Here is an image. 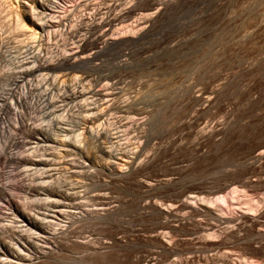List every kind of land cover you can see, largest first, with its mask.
Masks as SVG:
<instances>
[{
    "label": "rangeland",
    "instance_id": "rangeland-1",
    "mask_svg": "<svg viewBox=\"0 0 264 264\" xmlns=\"http://www.w3.org/2000/svg\"><path fill=\"white\" fill-rule=\"evenodd\" d=\"M54 1L70 10L68 34L37 29L31 39L15 26L21 1L0 0V78L19 70L0 90V106L14 112L0 107V247L22 234L24 221L13 218L67 216L49 244L33 240L20 251L33 255L27 264H264V0ZM108 9L109 18L121 12L111 23L101 21ZM109 36L116 43L104 48ZM55 48L82 50L89 62L16 67ZM21 85L28 97L18 105ZM75 86L93 93L71 103ZM67 103L83 108L66 111ZM92 111L105 113L93 126L109 130L115 155L86 138L67 148L75 135L61 128L89 124ZM38 157L55 169L35 167ZM71 184L82 186L77 208L54 214L51 195L66 203Z\"/></svg>",
    "mask_w": 264,
    "mask_h": 264
},
{
    "label": "bare ground",
    "instance_id": "bare-ground-1",
    "mask_svg": "<svg viewBox=\"0 0 264 264\" xmlns=\"http://www.w3.org/2000/svg\"><path fill=\"white\" fill-rule=\"evenodd\" d=\"M19 1H21V3L23 4V12L21 13V15L20 14H18V13H16L15 15H16V20H15V26H16V28H18V30H21L22 32H23V34L25 35L26 33L28 34V36L27 37H32L31 39H33L34 37H36V30L38 29L39 31L41 30L42 32L44 31L45 32V30H47L46 32L48 33V35L50 34H52L53 35V33H57L58 31L60 32L61 31V28H63V30H62V35L64 34H68V30H70V27H69V29H68V23H67V17L69 16V13H68V11H70L65 5V7L64 6H59L58 4H57V2L56 1H54V0H36V2H35V4L34 3H32V4H29L28 3V1L29 0H19ZM47 1V2H49V1H52L53 3H54V7H60V10L58 11V10H52L51 9V7H53V5L51 4V5H49V6H47V3H45V2ZM51 2V3H52ZM50 3V2H49ZM31 5H33V6H31ZM36 5V7L37 8H35L34 6ZM97 5V4H96ZM22 6V5H21ZM57 13V14H56ZM121 13V12H120ZM119 13V14H120ZM104 14H106L105 15V17H101V21L102 22H110L111 20H116L117 18H119V14L117 15V14H114L113 16H112V18H109V15H110V12H109V9H108V11H106ZM90 15V14H89ZM89 15H88V17H89ZM91 15H92V13H91ZM152 15V14H151ZM122 16V15H121ZM123 17H124V15H123ZM87 18V17H86ZM68 19H69V17H68ZM25 21H29V23H30V25L29 24H26V22ZM69 21V20H68ZM112 21V22H113ZM79 22V21H78ZM91 22V21H90ZM111 23V22H110ZM32 25V26H31ZM74 25V24H73ZM72 27V26H71ZM32 29V30H31ZM40 31V32H41ZM41 32V33H42ZM43 32V33H44ZM54 34V35H55ZM47 35V36H48ZM51 35V36H52ZM57 35V34H56ZM56 35H55V37H56ZM113 35V34H112ZM116 35V34H115ZM45 36V35H44ZM51 36L49 37V38H51ZM42 37V36H41ZM37 38V37H36ZM45 38V37H44ZM53 38V37H52ZM27 39H29V38H27ZM114 39H117V37L116 38H110V36H109V38H107V39H105L104 40V48L105 47H109V46H111L112 44H114V43H116L115 42V40ZM43 40V39H42ZM49 41V40H48ZM47 41V42H48ZM126 41L125 40H123V41H121V42H117L118 44H123V43H125ZM20 43V42H19ZM36 43V42H35ZM79 46V45H78ZM80 47V46H79ZM32 48H34V47H32ZM29 50V49H28ZM48 50V49H47ZM52 50V49H51ZM70 51V50H69ZM69 51H64V52H59L58 51V49L57 48H55V49H53L52 50V52H51V55L52 56H54V57H52L51 55H50V58H47V57H45L44 55H42V56H40L41 55V53H40V51H32V53H33V56H34V58H33V60H27V59H22V60H24V61H20V59H19V65L18 66H16L18 69L19 68H21V67H23V69H22V72L21 73H25L26 71L28 72V73H30V70H32L31 68H29L28 70H26L28 67H33L34 68V64H35V66H36V70L38 71H40V70H48V69H58L59 67H62V68H64V67H67V66H73V64H82V65H86V64H88V62H89V60L88 59H84V60H82V58H84L85 56L84 55H80L82 52H84V51H82V50H75V51H73V52H69ZM48 52V51H47ZM21 53V52H20ZM19 54V53H18ZM43 54V53H42ZM85 54V53H84ZM16 55V54H15ZM46 55V54H45ZM17 57V56H16ZM20 57V56H19ZM27 57H29V56H27ZM31 57H32V55H31ZM52 57V58H51ZM11 58V57H10ZM23 58H25L24 56H23ZM16 59V58H15ZM17 59H18V57H17ZM16 61H18V60H16ZM78 62V63H77ZM27 63H30V65H28V67H26L25 66V64H27ZM59 66V67H58ZM6 67H8V65L6 66ZM35 69V68H34ZM56 69V70H57ZM18 71L19 70H17L16 72H11L10 74H4L3 75V77H1L0 78V90H5V88L6 89H8L7 87H5V86H8L9 84H10V82L11 81H13L14 79H16V77H19V76H16V74L18 73ZM33 71V70H32ZM26 72V73H27ZM41 73V72H40ZM39 73V74H40ZM43 74H47V72H42ZM33 74V73H32ZM48 75V74H47ZM38 76V75H37ZM49 76H50V74H49ZM48 76V77H49ZM25 77V76H24ZM24 77H22L23 79H25L26 80V78H24ZM43 77H44V75H43ZM46 77V76H45ZM47 77V78H48ZM80 77V76H79ZM77 77V75H74V78H76V79H78V83H80L81 81H82V79H84L85 78V76L84 77ZM42 78V77H41ZM50 78V77H49ZM55 78H56V75H55ZM54 78V76H53V79H55ZM72 78V77H71ZM18 79H16V81H17ZM29 80V79H28ZM28 80H26L27 82H28ZM34 80V79H33ZM33 80H31V81H33ZM37 80V79H36ZM15 81V80H14ZM20 81H21V79H20ZM20 81H18V82H20ZM17 82V83H18ZM30 82V81H29ZM58 82V81H57ZM67 82V81H66ZM14 83V82H13ZM13 83H11V84H13ZM31 83V82H30ZM52 83V82H51ZM62 83V82H61ZM61 83H58V84H61ZM83 83V82H82ZM19 84V83H18ZM21 84H23V82L21 83ZM34 84V83H33ZM77 84V83H76ZM15 85H16V82H15ZM13 86V87H16V86ZM25 85V84H24ZM27 85H29L28 83H27ZM35 85V84H34ZM40 85H41V83H40ZM18 86V85H17ZM31 86H32V84H31ZM36 86V85H35ZM34 86V87H35ZM55 86V85H54ZM78 86V85H77ZM5 87V88H4ZM28 87V86H27ZM47 87V86H46ZM58 87H60V85L58 86ZM10 88H12V86L10 87ZM18 88V87H17ZM21 88V91L19 90ZM24 87H23V85H21V87H19V89H18V92H19V94L17 95V96H15L14 98V100H15V102L18 104V105H21L22 103H24V102H26V99H25V97L27 98L28 97V95H26L25 94V92H26V89H25V91H24V89H23ZM52 88H53V86H52ZM56 89V88H55ZM58 89V88H57ZM12 90H13V88H12ZM12 90L10 91V92H12ZM31 89H28L27 91H30ZM44 90V89H43ZM7 91V90H6ZM49 91V90H48ZM17 92V91H16ZM15 92V93H16ZM91 91L89 90V91H87V92H85L84 91V89L81 87L80 89H77L76 88V86L73 88V90H72V92H71V94L69 95V97H71V99H70V101L69 102H71L72 101V99H74V98H76V97H82V96H84V95H86L87 93H90ZM9 93V92H8ZM15 93H13V94H15ZM91 93H93V92H91ZM6 94V93H5ZM12 94V93H11ZM11 94L9 95V96H11ZM28 94H29V92H28ZM16 95V94H15ZM24 95H26V96H24ZM89 95V94H88ZM13 96V95H12ZM23 96H24V99H25V101H24V99H23ZM8 97V96H7ZM6 97V98H7ZM68 97V98H69ZM13 98V97H12ZM83 98V97H82ZM85 98V97H84ZM2 99H3V97H2ZM53 99V98H52ZM77 99V98H76ZM4 100H7V102H5L4 103V105H6L8 108H10V105L11 104H14L13 103V99H10V101H9V98L8 99H4ZM62 100V99H61ZM85 100H86V98H85ZM164 100V99H163ZM3 103V102H2ZM71 103H73V102H71ZM17 104H15V105H17ZM26 104H28V103H26ZM25 104V105H26ZM67 104H69V103H67ZM66 104V105H67ZM23 105V104H22ZM59 105H61V104H59ZM64 105V104H63ZM87 105V104H86ZM2 106V105H1ZM0 106V107H1ZM13 106V105H12ZM74 106H76L77 107V110L78 111H81L82 110V108H79L80 106H78V105H76V103H74L73 105L72 104H69V106H67V110L66 109H64V110H66V111H68V109L69 110H71L72 109V107H74ZM81 106H83V105H81ZM85 106V105H84ZM4 107V109L3 110H5V106H3ZM3 107H1V108H3ZM16 107V106H15ZM18 107H21V106H18ZM86 110L85 111H87V110H93L94 109V107L92 106H90L89 104H88V106H85L84 107ZM15 109V108H14ZM63 109V108H62ZM74 109V108H73ZM80 109V110H79ZM96 109V108H95ZM6 110H9V109H7L6 108ZM5 110V111H6ZM12 109H10L9 111H11ZM76 110V111H77ZM9 111H7V113L9 112ZM13 111V110H12ZM12 111H11V113H12ZM15 111H17V107H16V109H15ZM18 111H19V108H18ZM61 111V110H60ZM73 111V110H72ZM122 111V110H121ZM142 111V110H141ZM146 111V110H145ZM2 112H4V111H2ZM19 112H21V111H19ZM71 112V111H70ZM88 112V111H87ZM1 113V112H0ZM14 113V112H13ZM12 113V114H13ZM64 113V112H63ZM75 113V112H74ZM79 113V112H78ZM89 113V112H88ZM90 113H92L91 114V116L90 115H88V116H90L91 117V119L93 118V121L90 119V118H88V120H89V124H85V125H81V126H76V128H72L71 127V129L69 128V127H62L61 128V130L63 131V133H64V130L63 129H68L67 131H71L70 133L71 134H74L75 135V140H72V141H74V145L71 143V142H69V143H71V144H67L66 142H67V139L66 138H64V141H66L65 143H66V146L67 145H70V146H75V148H77L78 146H81L82 144L81 143H83V141H88L89 139H92V140H94V142H96L95 143V146H96V148H98L97 150H99V152H101L102 154H104V155H107V156H111V155H115L116 153L114 152L113 153V151L111 150L112 148H111V146H110V148H109V146H107L106 145V143L108 142L107 140H110L109 138L111 137L110 135V133H109V130L108 129H106V127L105 128H102L101 129V126H99V128H95V126H93V123L94 122H97L98 121V123H101V121L102 120H105V113L103 112H90ZM5 114V113H4ZM8 114H10V113H8ZM18 114V113H17ZM21 114V113H20ZM67 114V113H66ZM14 115V114H13ZM55 115V114H54ZM58 115H61V114H58ZM0 116H2L1 114H0ZM5 115H3V117H4ZM16 116V115H15ZM18 116V115H17ZM57 116V115H56ZM62 116V115H61ZM84 116H85V114H84ZM87 116V117H88ZM6 117H7V115L5 116V119H6ZM8 118H9V116H8ZM12 119H15V118H13V116L11 117ZM61 117H59L58 119H60ZM63 118V117H62ZM4 119V118H3ZM17 119H19V118H17ZM53 119V118H52ZM51 119V120H52ZM108 119V118H107ZM7 120V119H6ZM5 120V121H6ZM11 120V119H10ZM64 119H62V121H63ZM86 120H87V118H86ZM87 120V121H88ZM101 120V121H100ZM1 121H2V118H1ZM0 121V122H1ZM9 121V120H8ZM7 121V122H8ZM14 121V120H13ZM100 121V122H99ZM118 121H120V120H118ZM3 122H4V120H3ZM11 122H12V120H11ZM11 122H9V123H11ZM48 122V121H47ZM52 122V121H51ZM61 122V121H60ZM59 122V123H60ZM103 122V121H102ZM108 121H106V123H107ZM121 122V121H120ZM16 123V122H15ZM14 122H13V124H15ZM19 123H20V121H19ZM64 123V122H63ZM65 123H67V122H65ZM105 123V122H104ZM103 123V124H104ZM1 124V123H0ZM4 124V123H3ZM7 124V123H6ZM21 124V123H20ZM77 124V123H76ZM120 124V123H119ZM124 124H125V122H124ZM124 124H122L121 123V125L122 126H125ZM5 125V124H4ZM16 125V124H15ZM79 125V124H78ZM102 125V124H101ZM120 125V126H121ZM2 126V125H1ZM0 126V127H1ZM14 126V125H13ZM21 126V125H20ZM4 127V126H3ZM2 127V128H3ZM9 127V126H8ZM7 127V128H8ZM16 127V126H15ZM14 127V128H15ZM32 127V126H31ZM60 127H61V125H60ZM75 127V126H74ZM2 128H0L1 130H2ZM58 128H59V126H58ZM6 129V128H5ZM70 129V130H69ZM116 129H117V127H116ZM121 130H122V127L120 128ZM119 129V130H120ZM125 130V128L123 129V131ZM34 131V130H33ZM32 131V132H33ZM9 132V131H8ZM121 132V131H120ZM46 133V132H45ZM68 134V133H67ZM70 134V135H71ZM14 135L15 134H13V137H14ZM34 135V134H33ZM54 135V134H53ZM10 136H12V135H10ZM32 136V135H31ZM68 136V135H67ZM47 137H48V135H47ZM53 137V136H52ZM54 137H55V139H54ZM53 137V139L52 140H50V141H52V142H54V143H52L51 144V146H53L54 145V147H56L55 145L57 144L58 145V142H60V141H57V138H56V136H54ZM69 137H72V136H69ZM68 137V138H69ZM35 138H37V137H35ZM86 138V140H84V139ZM115 138V137H114ZM12 139V138H11ZM45 139V138H44ZM66 139V140H65ZM72 139V138H71ZM77 139V140H76ZM48 140V139H47ZM58 140H60V138L58 139ZM62 140H63V138H62ZM92 140H90V141H92ZM9 141V140H8ZM62 142V141H61ZM110 142V141H109ZM34 143V142H33ZM44 143V142H43ZM35 145L34 146H32L34 149L35 148H37L38 147V144L37 143H34ZM46 144V143H45ZM60 144V143H59ZM63 146H65L63 143H61ZM41 145V144H40ZM84 145V144H83ZM82 145V146H83ZM48 146H49V144H48ZM50 146V147H51ZM66 146H65V148H66ZM77 146V147H76ZM81 146V147H82ZM53 147V148H54ZM60 148H62V146L60 145L59 146ZM58 147V148H59ZM80 147V148H81ZM52 148V152H54L53 150L54 149H57V148H54L53 149ZM64 148V151L67 149V148H69L68 146H67V148L65 149ZM38 149V148H37ZM3 150H5V149H3V145H2V143H0V153L1 152H4ZM49 150V149H48ZM68 150V149H67ZM66 150V151H67ZM50 151V150H49ZM48 151V152H49ZM68 152V151H67ZM69 152H70V150H69ZM121 151H119V153H120ZM124 152V151H123ZM4 153H2L1 155H3ZM51 154V153H50ZM55 153H53V155H54ZM63 155V154H62ZM69 155V154H68ZM48 156V155H47ZM52 156V155H51ZM66 156V155H65ZM1 157V156H0ZM13 157V156H12ZM11 157V158H12ZM49 157V156H48ZM47 157V159L45 158V157H38V158H32L31 159V162H32V164L33 165H35V167L37 166H43V165H46V166H49V165H51L52 166V164H50L49 162H51V159H49ZM56 157V156H55ZM123 157V156H122ZM18 158V157H17ZM52 158H53V156H52ZM68 158V157H67ZM111 159V158H110ZM24 160V159H23ZM50 160V161H49ZM53 160V159H52ZM113 160V159H112ZM26 161H28V160H26ZM64 161H66V160H64ZM57 162V161H56ZM59 162V161H58ZM117 163V162H116ZM116 163H115V165H116ZM111 165V164H110ZM115 165L113 164V168H115L116 169V167H115ZM51 166H49V167H46V170H47V173L48 172H51V171H53L55 168H53V167H51ZM42 168V167H41ZM43 168H44V166H43ZM36 169V168H35ZM35 169H33V170H35ZM39 169V168H38ZM38 169H36V170H38ZM45 171V170H44ZM124 173V172H123ZM120 174V173H119ZM48 175V174H47ZM50 175H53V173H50ZM51 177V176H50ZM76 182V181H75ZM73 184V183H72ZM71 184V188H70V190H68V191H66V190H64V191H66V192H63L62 193V195H63V199L64 200H66L67 202L65 203L64 201H62V200H59L58 198H57V196H59L58 194H55V195H51V196H54V197H52L50 200L54 203V205L52 206L54 209H55V212L56 213H54V214H57V212H59V213H62V215L63 216H65L66 215V212H63L64 210H66V208L67 207H69V208H77L76 207V205L80 202L79 201V199L82 197V189H81V185H75V186H73ZM1 187V186H0ZM3 187V186H2ZM70 187V186H69ZM61 195V196H62ZM51 202V203H52ZM101 205V204H100ZM79 207V206H78ZM103 210V209H102ZM87 212V211H86ZM76 214H75V216L79 213V214H81V211H77V212H75ZM82 213H84V212H82ZM85 214V213H84ZM87 214V213H86ZM88 215V214H87ZM62 216V218H65L66 220H63V219H57L55 216H53V218H46L45 216L44 217H42V218H37L36 216H33V215H28V214H24V215H21V219H15V218H13V223H15V221L17 222V221H24V223H22V224H20V225H17V228H20V232L22 231V234L23 235H26V236H23L22 234H20V232H19V236L16 238L15 237V241H11L10 243H9V246L10 247H7V245H3V246H1L0 247V264H27V263H29V262H31L34 258H33V255H31V254H29V253H25V254H22L20 251L21 250H23L24 248H25V250L27 251L28 250V247H30V246H28L27 244H29V242H30V245H32L31 243L33 242L34 243V241L33 240H35V242H39V243H48L49 242V240L51 239V238H54L55 237V235L57 234V233H59V232H57L58 231V229H60V230H65L67 227H68V224H69V220H70V218H68L67 216H65V217H63ZM79 216V215H78ZM82 216V215H81ZM81 216H79V217H81ZM77 217V216H76ZM53 225H55V226H57V225H59V228H52V226ZM14 226V225H13ZM22 227V228H21ZM33 228V230H32V228ZM31 239V240H30ZM2 240V242H3V239H1ZM5 241V240H4ZM1 243V242H0ZM6 243H8V242H6ZM49 244V243H48ZM11 245H14V246H11ZM26 245L28 246L27 248H26ZM35 245V244H34ZM37 245H38V243H37ZM39 246V245H38ZM37 247V246H36ZM54 247L55 246H49V247H46L45 249H42L43 250V254H49L50 252H54L53 250H55L54 249ZM2 248V249H1ZM32 249V248H31ZM34 250H35V248H34ZM34 250H33V252H34ZM5 252V253H4ZM23 252V251H22ZM28 252H29V250H28ZM32 252V251H31ZM35 252H37V253H41L39 250H38V248H37V250H35ZM21 253V254H20ZM24 253V252H23ZM52 254V253H51ZM2 255H4L3 257H1ZM35 255V254H34ZM39 255V254H38ZM38 255H36L35 256V258H40V256H38ZM49 256V255H48ZM39 260V259H38ZM34 261V260H33ZM32 263V262H31Z\"/></svg>",
    "mask_w": 264,
    "mask_h": 264
}]
</instances>
